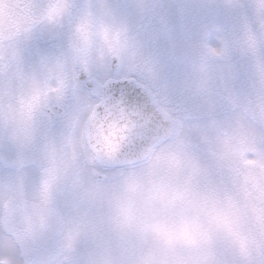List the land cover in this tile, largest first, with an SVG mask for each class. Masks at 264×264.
Returning <instances> with one entry per match:
<instances>
[{"label": "clouds", "instance_id": "9594fccd", "mask_svg": "<svg viewBox=\"0 0 264 264\" xmlns=\"http://www.w3.org/2000/svg\"><path fill=\"white\" fill-rule=\"evenodd\" d=\"M145 0H33L30 14L17 13L0 31V85L17 72L19 33H34L23 48L31 62L23 69L10 110L0 111L7 126L0 135H14L26 162L41 151L42 175L58 174L48 203L39 192L6 205L0 221L31 250L39 264H264V126L244 110L219 111L195 123L174 112L151 120L131 117L142 135L130 151L125 144L113 155L111 146L92 137L88 150L105 162L103 173L91 161L68 166L62 152L45 148L42 137L27 135L33 117L60 95L55 74L38 67L32 55L38 43L49 62L59 60L66 71H106L152 82L159 70L171 77L191 71L201 56L217 66L247 65L253 95H264V17L232 35L219 34L214 55L195 26L173 27L171 40L154 47L150 17L137 5ZM193 11L207 0H178ZM10 5L0 4L5 16ZM32 105L31 111L28 108ZM77 101L69 93L64 107ZM119 110L95 98L83 113L80 127L121 124ZM125 156L133 163H120ZM117 161L111 163V161ZM163 182L187 193L161 210L152 194ZM59 193V194H58ZM6 254L0 250V260ZM21 264L25 258L21 257Z\"/></svg>", "mask_w": 264, "mask_h": 264}, {"label": "snow or ice", "instance_id": "6c2138e0", "mask_svg": "<svg viewBox=\"0 0 264 264\" xmlns=\"http://www.w3.org/2000/svg\"><path fill=\"white\" fill-rule=\"evenodd\" d=\"M4 2L11 7L7 17L0 9V31L5 22L11 26L19 19L17 13L28 15L33 7V0H0V4ZM137 7L150 17L148 27L154 47L159 48L171 40L174 26L185 31L195 26L200 39L214 55L222 51L211 44L219 34L232 35L246 25L254 24V13L264 17V0H207L197 5L195 11L189 3H179L178 0H145ZM17 39L20 44L17 72L0 85V111L5 114L11 107L8 98L18 90L24 66L31 62V56L26 57L23 48L32 44L34 33L21 32ZM32 55L40 57V69L55 74L61 91L52 105L33 117L27 135L33 139L42 137L46 150L53 155L62 152L68 166L82 160L85 163L91 161L96 171L103 173L105 162L89 152L88 140L95 137L107 142L113 155L119 154L125 144L131 151L134 138L142 135V129L131 117L151 120L158 114L174 112L195 123L219 111L244 110L247 118L258 126H264V95H253L249 71L243 62L217 66L201 56L191 71H175L174 63L171 65V77L157 70L152 82H146L122 75L119 70L106 71L103 76L93 71H66L59 60L49 62L38 43ZM69 93L77 104L65 108L62 113L55 112L56 107H64V99ZM98 97L104 98L109 110H119L122 124L114 121L108 130L80 127L84 111ZM28 108L31 111V103ZM7 123L4 117H0V124L7 126ZM40 159L41 151L37 149L26 162L15 136L0 135V216L6 205L36 192L43 197L45 205L48 203L52 182L58 179V174L49 170L47 175H42L38 168ZM119 162L133 163L127 156ZM152 194L160 198L162 211L167 210L169 201L187 198L184 190L170 188L162 181L153 185ZM0 250L6 254L0 264H21V257L25 258V264H39L35 254L4 226L3 221H0Z\"/></svg>", "mask_w": 264, "mask_h": 264}]
</instances>
